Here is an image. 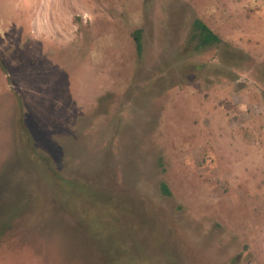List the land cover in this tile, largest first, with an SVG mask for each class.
Wrapping results in <instances>:
<instances>
[{
    "label": "rangeland",
    "instance_id": "374dc122",
    "mask_svg": "<svg viewBox=\"0 0 264 264\" xmlns=\"http://www.w3.org/2000/svg\"><path fill=\"white\" fill-rule=\"evenodd\" d=\"M262 63L264 0H0V264H264Z\"/></svg>",
    "mask_w": 264,
    "mask_h": 264
},
{
    "label": "trees",
    "instance_id": "16d2710c",
    "mask_svg": "<svg viewBox=\"0 0 264 264\" xmlns=\"http://www.w3.org/2000/svg\"><path fill=\"white\" fill-rule=\"evenodd\" d=\"M141 34V30L134 33L136 51L139 58L142 57L144 50ZM188 44L193 48V52L196 53H206L212 50H220V55L218 56V69L226 76L228 74L230 75L243 71L245 66L250 62V58L246 53L233 47L232 45L226 44L224 40L201 19H196L193 22ZM256 75L258 77L257 80L264 86V63L256 68ZM163 190L166 195H169V191L165 185H163Z\"/></svg>",
    "mask_w": 264,
    "mask_h": 264
}]
</instances>
